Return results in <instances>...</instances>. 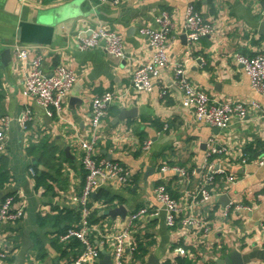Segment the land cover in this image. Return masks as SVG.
Returning a JSON list of instances; mask_svg holds the SVG:
<instances>
[{
    "label": "crops",
    "instance_id": "crops-1",
    "mask_svg": "<svg viewBox=\"0 0 264 264\" xmlns=\"http://www.w3.org/2000/svg\"><path fill=\"white\" fill-rule=\"evenodd\" d=\"M191 3L213 26L212 34L194 45L182 39L184 14ZM263 4L264 0H120L116 4L0 0V48L18 45L28 49L30 58L40 55L47 75L59 64L76 74L63 111L49 116L33 97L22 94L29 59L16 60L13 51L5 65L0 59V128L3 116L14 119L26 108L32 113L25 127L10 120L5 150L0 154V165L8 176L0 199L21 191L26 200L23 219L0 227V248L7 252L1 264H71L77 255L78 242L61 247L56 235L79 221L78 207L71 200L84 182L79 143L89 137L91 101L104 92H112L116 98L101 123L96 154L99 159L109 156L120 162L129 172V181L123 184L109 179L92 193L91 226L104 234L118 232L131 212L156 205L154 187L162 183L181 204V215L192 212L210 231L203 235L180 225L169 229L162 216L141 219L131 231L144 254L127 264H149L151 255L159 264H179L177 257L186 264H220L218 260L235 250L243 264H264L260 230L264 166L255 163L264 147V115L250 111L245 119H233L229 127L218 129L196 121L193 110L182 107V92L172 68L162 71L164 95L157 85L151 93L136 92L130 82L134 69L152 56L139 28H157L156 17L168 11L174 25L166 48L172 65L182 63L192 85L213 99L257 101L264 108V97L250 87L236 61L238 54L254 56L264 51V37L258 33ZM99 26L123 37L124 58H115L102 46L77 49L78 39ZM210 139L228 150L213 156L212 161L236 180L228 182L217 176L210 186L213 203L194 205ZM147 140L151 145L145 151L142 145ZM245 155L248 160L243 164ZM164 165L184 168L187 175L161 171ZM41 177L44 184L36 187ZM222 195L233 205H246L250 210L233 208L223 216ZM119 206L124 207L125 215L108 213ZM178 247L185 249V255L175 252ZM110 251V245L103 247L95 264H112Z\"/></svg>",
    "mask_w": 264,
    "mask_h": 264
},
{
    "label": "built area",
    "instance_id": "built-area-1",
    "mask_svg": "<svg viewBox=\"0 0 264 264\" xmlns=\"http://www.w3.org/2000/svg\"><path fill=\"white\" fill-rule=\"evenodd\" d=\"M21 1H41V0H21ZM101 2L110 1L114 4L120 0H99ZM261 17L264 21V4L261 9ZM158 27H141L139 33L145 36L152 50L151 59L140 64L131 73L130 82L132 89L139 93H151L157 85L159 94H166V86L161 83L162 71L172 68L175 84L182 92L181 105L184 108L192 109L196 121L207 124L218 129L229 127L233 119L239 121L245 119L250 111H255L264 115V108L257 101L228 100L218 101L211 98L205 91L197 89L184 75L182 63L172 65L167 55V45L169 36L173 29L172 15L168 11H162L157 17ZM184 33L189 45L196 44L201 38L212 34L213 26L203 18L191 3L188 4L184 14ZM102 46L104 50L117 59L124 58L123 37L116 31L103 26L97 27L89 35L78 39L76 47L78 50H86ZM16 60L29 59V70L23 82L22 94L33 97L36 103L42 107L46 114L60 115L65 107L67 96L76 82L74 70L64 64L54 67L47 75L42 68V57L35 55L29 57L28 49L14 45L12 47ZM236 61L241 64L245 75L248 77L250 87L264 97V51L254 56L238 54ZM162 84V85H161ZM112 92H104L93 97L90 107L89 137L82 139L79 143L81 149V164L86 172L83 185L80 191L71 196V200L76 204L79 211V221L77 224L68 226L65 230L57 233V242L66 245L72 241L78 242L79 251L72 259L71 264H95L101 257V250L106 245H110L111 263L127 264L133 259L137 251V244L133 238L131 227L141 219H153L162 216L167 228L173 229L182 226L191 229L194 233L198 231L207 235L210 227L203 222L199 216L192 212L181 215V204L169 193L164 184H157L154 187L156 205L143 206L131 212L125 221L124 226L118 232L109 235L104 234L99 227L91 226V195L99 185L109 179H117L123 184L129 181V172L125 167L116 161L107 160L97 156V143L100 138L99 129L102 121L108 114L109 105L115 100ZM32 119L30 109L26 108L11 119L3 116L0 128V154L6 146V129L10 120H16L19 125L25 127ZM166 125L164 130H166ZM151 141L143 143L142 149L148 151ZM227 148L218 146L210 139L205 154V161L202 165L203 175L200 187L193 199L194 205H206L213 203L215 194L210 186L217 176L225 177L228 182H234L235 176L229 174L225 167L217 166L213 161V156L227 153ZM247 155L243 156L241 162L246 164ZM257 166H264V147L255 159ZM171 170L178 175L185 177L187 171L184 168L164 165L161 171ZM32 171V169L30 170ZM264 197V187L262 191ZM26 200L23 193L18 191L14 194L6 195L0 201V227L7 224H14L25 216ZM250 210L246 205H233L228 203L222 208L223 216H226L230 209ZM260 230L264 234V212L260 219ZM180 255H185L186 251L182 247L175 249ZM7 257V252L0 248V264Z\"/></svg>",
    "mask_w": 264,
    "mask_h": 264
},
{
    "label": "water",
    "instance_id": "water-1",
    "mask_svg": "<svg viewBox=\"0 0 264 264\" xmlns=\"http://www.w3.org/2000/svg\"><path fill=\"white\" fill-rule=\"evenodd\" d=\"M258 33L259 35L264 37V21H262L260 23L259 29H258ZM186 35L183 36L182 39H185ZM0 45H2V43H0ZM3 46V45H2ZM11 52H12V48L11 47H4V48H0V59H1V63L3 65H5L6 63H8L11 60ZM123 115H120L118 118H122ZM110 159V157L108 156V160ZM222 199H224L223 201V205L225 206L226 204H228L230 202V199L227 195H222L221 196ZM117 212V214H121V215H125L126 211L124 209L123 206H119L115 209L110 210L108 213L110 215H113V213ZM240 253L238 251H231L227 256L223 257L222 259L218 260V262H220V264H243L242 259L240 257ZM109 262V261H108ZM149 264H159L158 261L155 259V257L153 255H151L149 257Z\"/></svg>",
    "mask_w": 264,
    "mask_h": 264
},
{
    "label": "trees",
    "instance_id": "trees-1",
    "mask_svg": "<svg viewBox=\"0 0 264 264\" xmlns=\"http://www.w3.org/2000/svg\"><path fill=\"white\" fill-rule=\"evenodd\" d=\"M263 150V147L260 149V151H259V153L258 154H260V152ZM43 174V178H44V174L45 173H42ZM41 174V175H42ZM85 174H86V172H84V177H85ZM42 177L41 178H37V182H36V187H39L41 184H44V179H42ZM39 179V180H38ZM8 182V176H7V174H6V171H5V168H4V166H3V164H1L0 165V189H2L3 188V186L6 184ZM5 197V196H4ZM3 197V198H4ZM3 198H1L0 200H2ZM57 240V239H56ZM59 244V243H58ZM61 247H62V245L61 244H59ZM77 247H79V245L77 244ZM141 248V247H140ZM140 250L142 251L141 253H140ZM142 254H144L143 253V249H139L138 247H137V251L135 252V257L138 259V258H140L141 256H142ZM178 262H179V264H186L183 260H182V258H179V257H177V259H176ZM165 264H170L169 262H166Z\"/></svg>",
    "mask_w": 264,
    "mask_h": 264
}]
</instances>
